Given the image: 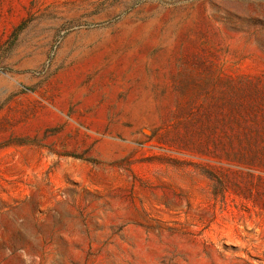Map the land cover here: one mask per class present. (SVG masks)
<instances>
[{"label": "rangeland", "instance_id": "374dc122", "mask_svg": "<svg viewBox=\"0 0 264 264\" xmlns=\"http://www.w3.org/2000/svg\"><path fill=\"white\" fill-rule=\"evenodd\" d=\"M0 264H264V0H0Z\"/></svg>", "mask_w": 264, "mask_h": 264}]
</instances>
